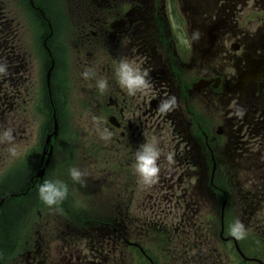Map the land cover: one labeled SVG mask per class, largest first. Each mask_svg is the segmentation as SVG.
<instances>
[{"label":"flooded vegetation","instance_id":"af4514ba","mask_svg":"<svg viewBox=\"0 0 264 264\" xmlns=\"http://www.w3.org/2000/svg\"><path fill=\"white\" fill-rule=\"evenodd\" d=\"M65 9L60 37L68 38L70 57L62 68L51 40ZM197 29L199 42L178 46L176 31L190 37ZM37 50L47 72L54 63L52 75L62 68L72 77L66 91L54 80L35 101L50 113L41 118L46 134L33 137L22 113L33 103L29 56L37 58ZM121 59L148 71L151 88L128 96L115 78ZM0 62L9 73L0 76V133L10 128L14 136L12 145L0 143V264H188L194 244L185 223L203 215L204 186L218 190L220 170H264V0H0ZM86 70L96 76L84 79ZM99 78L109 81L103 94ZM82 90L78 106H95L94 117L114 135L98 146L89 137L81 144L85 161L66 162L59 147L74 137L61 129L59 108ZM173 96L178 107L161 111ZM56 119L59 133L47 146ZM152 140L162 152L161 175L145 188L135 153ZM72 167L86 169L87 186L103 195L114 187L116 205L103 212L77 207L82 186L72 181ZM46 179L69 187L58 208L39 199ZM161 218L180 220L178 237L170 238ZM228 252L231 264H262L235 244Z\"/></svg>","mask_w":264,"mask_h":264},{"label":"rangeland","instance_id":"374dc122","mask_svg":"<svg viewBox=\"0 0 264 264\" xmlns=\"http://www.w3.org/2000/svg\"><path fill=\"white\" fill-rule=\"evenodd\" d=\"M64 1L66 2V0ZM65 10H61L62 12L58 11L57 13L58 21L56 24L58 26L56 28L59 27V33L55 36L54 40H51L56 45V48L60 47V52L59 50L56 52L59 54L61 60L58 58L57 53L55 55L59 59L62 68L67 66L70 57L69 50L66 47L68 38L60 37V34L64 31V19L68 18L69 13L67 9ZM51 17L53 18L54 16ZM33 54H38L37 58L29 56L30 66L32 67V87L29 98L33 100V103H28L27 110L22 113L24 121L27 123L26 135H40L42 133L41 110L43 108L37 107L35 101L43 97L42 91L45 87L47 74L41 58L42 54L38 50L35 53L33 52ZM62 68L57 71L53 79L61 89L63 88L66 91L67 89L64 87L69 88L70 77L72 75L71 72ZM72 84L78 91L76 83L72 81ZM83 94V90L72 96L70 94L67 106L59 108L63 117L60 124L61 129L69 132V137H71L72 132V137H74L72 143L71 138H69L70 147L68 145L63 146V144L59 147V158H65L66 162L79 163L85 161L86 157L83 154V149H81V144L89 137L93 139L96 146L100 143L99 133L95 132L97 126L93 120L95 106H88L89 108L78 106V99ZM85 132H91V134L84 135ZM92 146H94L93 143ZM65 147L69 148L70 152ZM218 182L220 184L219 189L222 190L221 195L223 194L224 200H227V215L224 219L216 215L217 206L221 208L223 199H221V196L217 197L214 193L209 192L208 188L204 186L203 215L200 218H193L189 222L186 221L185 224L187 242L190 245L194 244L192 252L189 251L188 253V264H231L226 255L230 256L228 250L232 243L231 241L224 240V237H230L227 234L229 226L237 219L242 221L248 230L246 239L237 241L238 245L243 247L247 257H257L264 264V170H220L218 171ZM106 189L107 192L103 195L98 186L95 188H91V186L80 187L79 195L77 196H80V198L76 206L81 205L80 208H84L85 210H99L100 212L111 210L110 207L116 205L117 199L114 195V187H107ZM158 221H163L167 227L168 225L172 226L171 228L168 227L171 232L170 238L174 239L178 237L176 235L180 230L178 227L179 219L161 218ZM222 225L225 228L224 236L221 234ZM221 258L223 259L221 260ZM240 263L242 264L241 261ZM248 264L261 263L254 262Z\"/></svg>","mask_w":264,"mask_h":264},{"label":"clouds","instance_id":"9594fccd","mask_svg":"<svg viewBox=\"0 0 264 264\" xmlns=\"http://www.w3.org/2000/svg\"><path fill=\"white\" fill-rule=\"evenodd\" d=\"M178 46L191 48L194 42H199L202 38V33L197 29L194 30L190 37L179 30L175 32ZM8 66L6 63L0 62V76L8 75ZM96 73L91 70H86L83 73L84 79L94 78ZM115 78L119 86L127 93L128 96L134 97L138 93L142 94L151 88V80L149 73L146 70H141L135 66L134 62L128 59H121L115 67ZM96 88L103 94L109 88V81L107 78L96 79ZM178 107L176 98L169 97L162 101L160 110L167 112L172 111ZM244 109H238L237 115L243 117ZM97 126V132L101 140L105 142L110 141L114 133L107 127H101L104 123L101 117H93ZM14 141L12 129H5L0 133V143H7L12 145ZM13 156L17 155L15 146L9 148ZM162 152L157 141H146L136 150L135 153V173L137 175L138 184L145 188L155 186L161 175V167L159 161ZM168 159L171 161L172 156L169 155ZM70 177L73 182L80 184L82 187H87V177L90 173L85 169L81 170L78 167H72L70 170ZM69 194V187L63 180H45L38 189L39 199L49 208L57 207L67 199ZM228 235L237 241L246 239L248 230L242 221L237 219L232 225L229 226Z\"/></svg>","mask_w":264,"mask_h":264}]
</instances>
